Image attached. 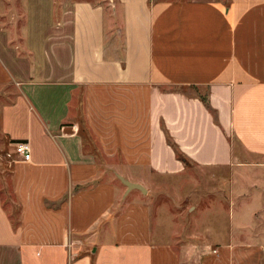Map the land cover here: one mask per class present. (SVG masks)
<instances>
[{
    "label": "crops",
    "instance_id": "obj_1",
    "mask_svg": "<svg viewBox=\"0 0 264 264\" xmlns=\"http://www.w3.org/2000/svg\"><path fill=\"white\" fill-rule=\"evenodd\" d=\"M111 1L0 0V264H264V0ZM190 165L225 223L153 224L147 174Z\"/></svg>",
    "mask_w": 264,
    "mask_h": 264
},
{
    "label": "rangeland",
    "instance_id": "obj_2",
    "mask_svg": "<svg viewBox=\"0 0 264 264\" xmlns=\"http://www.w3.org/2000/svg\"><path fill=\"white\" fill-rule=\"evenodd\" d=\"M89 1L104 4L107 16H111L112 10L108 4L113 3L111 0ZM111 24L113 27L117 26L113 20ZM184 91L190 94H202L205 89L188 87L184 88ZM7 99L8 97L0 96V102ZM231 141L234 152L239 153L241 159L248 158L236 141ZM133 173L143 175L144 172L139 170ZM147 175L149 176H147L148 184L155 192V196L151 198L153 224L157 218L158 208L163 210L162 216L167 218V225L171 226L175 223L177 230L182 224L188 223L189 228L196 233V231L200 232L207 227L218 228L225 223L224 215L228 214L232 199L228 186L223 185L225 180L230 179V171L227 169L210 171L203 167L190 165L183 175L162 177ZM223 180L224 183H222ZM2 196L5 199V196ZM170 218H174V220ZM173 228L171 227V229ZM193 235L196 238L195 234ZM194 257H197V252L194 253Z\"/></svg>",
    "mask_w": 264,
    "mask_h": 264
},
{
    "label": "trees",
    "instance_id": "obj_3",
    "mask_svg": "<svg viewBox=\"0 0 264 264\" xmlns=\"http://www.w3.org/2000/svg\"><path fill=\"white\" fill-rule=\"evenodd\" d=\"M191 88H198L196 86H191ZM174 90H178L177 88H173ZM181 91H184V88L180 89ZM208 90L205 89L204 93L200 94L198 93V97L201 99V101L203 102V104L205 105V107L211 112V114L214 117V120L217 121L216 119V111L211 107V105L209 104L208 101ZM166 141L167 143L173 148L176 157L181 160L185 165L189 164V158L179 149V147L177 146V144L171 139V137L169 136V134L166 132Z\"/></svg>",
    "mask_w": 264,
    "mask_h": 264
},
{
    "label": "built area",
    "instance_id": "obj_4",
    "mask_svg": "<svg viewBox=\"0 0 264 264\" xmlns=\"http://www.w3.org/2000/svg\"><path fill=\"white\" fill-rule=\"evenodd\" d=\"M13 151L17 153L22 160H29L31 158V147L27 141H20L13 144Z\"/></svg>",
    "mask_w": 264,
    "mask_h": 264
},
{
    "label": "water",
    "instance_id": "obj_5",
    "mask_svg": "<svg viewBox=\"0 0 264 264\" xmlns=\"http://www.w3.org/2000/svg\"><path fill=\"white\" fill-rule=\"evenodd\" d=\"M125 183L127 184L128 187H135V188H139V189H143V187L139 184H134V183H130L128 181L125 180Z\"/></svg>",
    "mask_w": 264,
    "mask_h": 264
}]
</instances>
